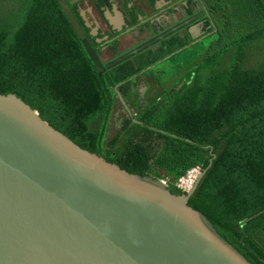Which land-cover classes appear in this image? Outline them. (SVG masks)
<instances>
[{"label":"trees","instance_id":"obj_1","mask_svg":"<svg viewBox=\"0 0 264 264\" xmlns=\"http://www.w3.org/2000/svg\"><path fill=\"white\" fill-rule=\"evenodd\" d=\"M6 1L0 93H14L79 147L127 173L172 177L163 186L169 193H185L173 180L198 164L204 171L187 203L254 264H264V0H201L208 11L202 32L213 33L206 44L186 45L193 39L187 29L175 30L102 70L58 0ZM185 1L190 13L187 4L197 0ZM69 7L82 23L76 3ZM137 13L145 14L132 13V22ZM116 45L114 38V53ZM252 56L255 65L247 63ZM142 78L145 93L157 87L153 95L138 92ZM116 90L134 114L124 112L105 137Z\"/></svg>","mask_w":264,"mask_h":264},{"label":"water","instance_id":"obj_2","mask_svg":"<svg viewBox=\"0 0 264 264\" xmlns=\"http://www.w3.org/2000/svg\"><path fill=\"white\" fill-rule=\"evenodd\" d=\"M76 1L58 4L97 70L198 16L102 61L69 7ZM112 10L119 28L121 12L114 3ZM90 28L94 34L95 21ZM203 171L185 193H169L156 178L127 173L79 147L14 93H0V264H254L187 203Z\"/></svg>","mask_w":264,"mask_h":264},{"label":"flooded vegetation","instance_id":"obj_3","mask_svg":"<svg viewBox=\"0 0 264 264\" xmlns=\"http://www.w3.org/2000/svg\"><path fill=\"white\" fill-rule=\"evenodd\" d=\"M83 0L76 1V11L78 12L82 23L85 27H87L88 34L95 36L94 40L97 42V48L96 52L98 53V56L101 58V51L102 50H111L113 53V56L118 54L121 51H124L125 49L133 46L134 44L138 43L139 41L147 38L148 36L155 34L156 32L167 28L168 26L179 22L180 20L184 19L185 17L189 16L192 13H197L198 16L193 19L192 21L186 23L185 25L181 26L179 31H183L184 29H187L190 36L193 35V30H191V26L197 25V28L200 29L201 33L191 36L193 39L198 36H203L206 34H209L210 31L202 32V25L204 21V15L208 17V11L201 0L194 1V3H188L187 5L192 6V11L190 13L186 12L184 4H186L185 0H91L90 5L81 7L80 2ZM100 1L99 8L96 7V2ZM115 4L116 8L121 12V16L123 18V21L120 25V28L111 27L112 23L109 24V20L111 22H114V15L115 13L112 10V4ZM72 4V3H71ZM93 8L96 11V14L98 16V19L95 17L94 14H91L89 11V8ZM80 9H83V14L85 18L82 17L80 14ZM106 9L109 11L106 13ZM138 10H142L145 12L144 15L138 14L136 15L137 20L131 21L130 17L131 14H135ZM88 15H87V14ZM140 16V17H139ZM94 21L96 22V32L94 34L90 33V27L94 26ZM145 21L148 22V24L143 25V29L140 30L138 27L141 23H144ZM79 22V21H78ZM87 22V24H85ZM151 23L154 25V27H151L149 24ZM82 27V25H81ZM83 29V27H82ZM130 30L133 31V35H138L141 32H146L147 35L145 37L140 38L138 41L130 45L129 47L119 51L118 53H114L111 48H109V43L112 39H117V45L119 43V37L125 34L126 32H129ZM84 31V30H83ZM139 32V33H138ZM85 34V31H84ZM86 35V34H85ZM97 35V36H96ZM87 36V35H86ZM88 37V36H87ZM99 38V39H97ZM192 39V40H193ZM116 45V48H117ZM118 51V50H117ZM109 57L108 59H110ZM102 59V58H101ZM106 59V60H108ZM103 60L102 61H106ZM122 103V101H121ZM123 105V111L128 115L132 116L134 113L132 109H130L125 103H122ZM123 112V113H124ZM134 119V118H133ZM135 120V119H134Z\"/></svg>","mask_w":264,"mask_h":264},{"label":"rangeland","instance_id":"obj_4","mask_svg":"<svg viewBox=\"0 0 264 264\" xmlns=\"http://www.w3.org/2000/svg\"><path fill=\"white\" fill-rule=\"evenodd\" d=\"M6 0H2V2L0 3L1 7L6 3ZM91 3V0H83L80 2L81 7L84 6H89ZM89 11L91 14H94L95 17L98 19V16L96 14V11L91 7L89 8ZM87 14V13H86ZM88 15V14H87ZM191 30H193V35H197L199 33H201L199 28H193L191 27ZM133 31L130 30L129 32H126L125 34H123L122 36L119 37V43L117 45V50L121 51L127 47H129L130 45H132L133 43H135L136 41H138L140 38L145 37L146 32H141L138 35H133L132 36ZM213 35L212 31L209 32V34L203 35L201 36V38L199 39L201 41L202 44H206L207 43V37L211 38V36ZM257 49V48H254ZM101 58L103 60L108 59L109 57H111L113 55V53L111 52V50L109 49H105L102 50L101 53ZM248 64H252L255 65L256 63V59L253 58V56L251 58L248 59ZM142 79L139 80V85H138V92H140L141 94L147 96H151L153 95V93L155 92V88H157L155 86L154 83L151 84V86H149L150 88H148V93H145L144 90L146 89V84L142 83ZM145 93V94H144ZM121 101L120 100H114L113 106L111 108L110 111V115H109V119L107 121L106 124V129H105V137H109L111 136L113 133H115L116 129L118 128L119 124H120V120H121V116L123 114V105H121Z\"/></svg>","mask_w":264,"mask_h":264},{"label":"built area","instance_id":"obj_5","mask_svg":"<svg viewBox=\"0 0 264 264\" xmlns=\"http://www.w3.org/2000/svg\"><path fill=\"white\" fill-rule=\"evenodd\" d=\"M200 174V166L198 164L192 165L185 170L183 174H180L173 180L175 186L187 190L191 187L197 176ZM158 180L162 184H167L172 181V177L168 175H162L158 177Z\"/></svg>","mask_w":264,"mask_h":264},{"label":"clouds","instance_id":"obj_6","mask_svg":"<svg viewBox=\"0 0 264 264\" xmlns=\"http://www.w3.org/2000/svg\"><path fill=\"white\" fill-rule=\"evenodd\" d=\"M194 165H195V164H194ZM191 166H192V165H191ZM188 168H189V167H188ZM201 170H202V169H200V172H201ZM182 174H183V173H182ZM159 177H160V176H159ZM197 177H198V176H197ZM156 182H157V184L160 185L161 187L166 186V185L168 184V183H167V184H162V183H160V181L158 180V177L156 178ZM193 183H194V182H193ZM174 185H175V184H174ZM192 185H193V184H192ZM192 185H191V186H192ZM180 189H181V188H180ZM181 190H183V189H181ZM187 190H188V189H187ZM184 191H186V190H184Z\"/></svg>","mask_w":264,"mask_h":264},{"label":"crops","instance_id":"obj_7","mask_svg":"<svg viewBox=\"0 0 264 264\" xmlns=\"http://www.w3.org/2000/svg\"><path fill=\"white\" fill-rule=\"evenodd\" d=\"M108 23H109V24H111V23H112L111 27H116V28H117V26H115V23H114L113 21L111 22V20H109V22H108ZM118 23H119V25H118V26H119V28H120V25H121V23H122V22H118ZM117 29H118V28H117Z\"/></svg>","mask_w":264,"mask_h":264}]
</instances>
